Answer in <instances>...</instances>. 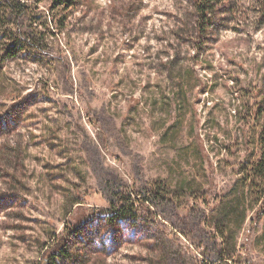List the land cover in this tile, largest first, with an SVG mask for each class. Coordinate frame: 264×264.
I'll use <instances>...</instances> for the list:
<instances>
[{"label": "rangeland", "instance_id": "374dc122", "mask_svg": "<svg viewBox=\"0 0 264 264\" xmlns=\"http://www.w3.org/2000/svg\"><path fill=\"white\" fill-rule=\"evenodd\" d=\"M231 1L201 34L189 0H80L52 35L32 0V46L0 0V264H264V0Z\"/></svg>", "mask_w": 264, "mask_h": 264}, {"label": "trees", "instance_id": "16d2710c", "mask_svg": "<svg viewBox=\"0 0 264 264\" xmlns=\"http://www.w3.org/2000/svg\"><path fill=\"white\" fill-rule=\"evenodd\" d=\"M32 0H13V16L17 19L15 24L19 26L18 23L23 21H29L31 33L28 34V41L32 46H36L39 41V36L41 33L38 30L36 24V20L38 19V13L30 11L28 12L25 7L27 3H30ZM192 9L194 12V16L196 18V26H198L201 34L205 33V31L213 26L214 20L217 18L218 13L221 11H229L232 8L231 0H189ZM261 2L262 0H257ZM264 3V2H263ZM263 3H261L263 5ZM80 4V0H51V4L47 11V17L41 20L39 24L47 26L49 32L52 35L56 33H62L66 29L68 25V20L70 19L71 14L75 9L78 8ZM261 14L264 17L263 10H261ZM6 17V16H5ZM31 21V22H30ZM5 19H2L1 23H4ZM262 96V105L261 107H257L255 110V117L257 119H262L260 133L258 136V147L259 154L257 158L250 162L248 165V172L242 179H244V183L246 185L247 180L250 181L249 187H254L256 190L260 191V195L264 196V91L260 94ZM262 190V191H261ZM264 200V198H263ZM261 208V207H260ZM264 206L258 211V217L264 215V210L261 211ZM132 214L135 213L134 210L126 207V205H119L116 211V215L121 218H128ZM65 239L62 238V241L55 242L52 247H48L49 254L43 255V259H41L40 263L37 264H56L57 256H63L65 253Z\"/></svg>", "mask_w": 264, "mask_h": 264}]
</instances>
